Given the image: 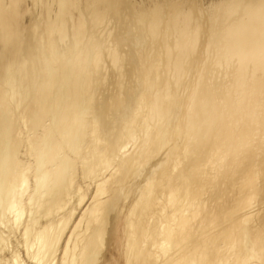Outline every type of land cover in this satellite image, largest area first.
<instances>
[{
	"label": "bare ground",
	"instance_id": "bare-ground-1",
	"mask_svg": "<svg viewBox=\"0 0 264 264\" xmlns=\"http://www.w3.org/2000/svg\"><path fill=\"white\" fill-rule=\"evenodd\" d=\"M38 154L37 263L264 264V0H0V180L24 174L22 199Z\"/></svg>",
	"mask_w": 264,
	"mask_h": 264
},
{
	"label": "rangeland",
	"instance_id": "rangeland-1",
	"mask_svg": "<svg viewBox=\"0 0 264 264\" xmlns=\"http://www.w3.org/2000/svg\"><path fill=\"white\" fill-rule=\"evenodd\" d=\"M210 2H208L207 4H209ZM207 4H206V6H207ZM211 4V3H210ZM208 5L207 7H209V6H211V5ZM166 5H167V3H166ZM165 5V6H166ZM161 7V6H160ZM210 8V7H209ZM208 8V9H209ZM17 94H18V97H21L22 96V93H21V91H20V93L19 92H17ZM91 104L89 103V102H85V106L83 107L84 108V110H83V118H89V117H92L93 116V113L95 112L94 111V108H93V105H91ZM93 108V109H92ZM89 109V110H88ZM92 111V112H91ZM90 113H92V114H90ZM86 114H88V115H86ZM92 115V116H91ZM86 116V117H85ZM29 131V129L28 128H26L25 130H24V137H27L28 136V134H30V133H27L28 131ZM82 132H84V131H82ZM77 134H80V130L77 132ZM76 134V135H77ZM26 135V136H25ZM76 145L74 144V146H75V148L78 150V151H80V149H81V151H80V153H82V151L84 150V142L83 141H81V140H79V138H77L76 137ZM83 145V146H82ZM79 147V148H78ZM74 148V149H75ZM64 153H65V151H64ZM70 152H68V154L67 155H69V156H71V154H69ZM38 158H37V157ZM34 158L36 159L35 161H34V164L36 165L35 167H34V169H35V173H36V176H37V178L36 179H38V177L40 176H42V179L39 177V181L38 180H36L35 181V179L32 181V183H31V189L29 190V192L26 194L27 196H23L24 197V199H22V197H20L18 194H19V192H20V187H21V184H20V182H21V180L24 178V174H22L21 172H15L14 171V174L12 175V177H10V178H12L11 180L9 179L7 182H4V181H2V180H0V192H2V191H5L6 189V192L8 191V197L6 198V199H8V202L6 203V204H8V210H7V212L8 211H10L9 213H6L7 215H9V217L11 216L12 218H14V216H16L13 220H14V223H15V225H17L18 224V226L16 227L15 226V232H14V234H12V233H8L4 228V226H2V223H1V225H0V233H3L4 231V235H5V237H3L2 236V234H0V257H1V259H0V264H4V263H8L9 264V262L11 263V264H16L17 263V261H19V262H21V263H24V264H33L34 262V264H49L48 263V258L50 257V255H49V253H47L45 256H43L44 258L39 262V263H37L36 262V260H33V252L31 251L32 249H33V247H34V245H35V239H37V237L39 238V236L41 237V235H43V234H40V233H42L43 232V230L41 231V229H42V225L45 223V221H48V220H50V219H52L53 218V216H54V214H56V212L55 211H52V210H54L53 208H51V207H53L52 206V197H50V196H47V194H48V191H49V189H50V187H51V181H50V179H49V171H50V169L48 168V165H47V162H45V158H46V156L44 157V154H42V155H40V154H38V155H36ZM44 159V160H43ZM9 160H10V158L8 157H6V160L4 161V166H6V167H8V168H10L11 167V163L9 162ZM39 160V161H38ZM42 160V161H41ZM41 161V162H40ZM38 162V163H37ZM6 163V164H5ZM10 164V165H9ZM44 165V166H43ZM13 168V167H12ZM43 168V169H42ZM47 168V169H46ZM42 170H45V172L44 171H42ZM71 171V170H70ZM38 172V173H37ZM20 173V174H19ZM17 174V175H16ZM40 174V175H39ZM51 174V173H50ZM18 176V177H17ZM23 178H22V177ZM44 176V177H43ZM14 177V178H13ZM19 178H21L20 180H19ZM46 180H45V179ZM41 179V180H40ZM44 179V180H43ZM14 180H15V182H14ZM19 180V181H18ZM43 180V181H42ZM12 181V182H11ZM16 181H17V183H16ZM2 182V183H1ZM14 182V183H13ZM39 182H40V184H39ZM45 182V183H44ZM8 183H12V184H8ZM19 183V184H18ZM43 185H42V184ZM14 184H15V186H14ZM18 184V186L20 185V187H18V186H16ZM36 184H39L38 186L36 185ZM46 186H45V185ZM8 185V186H7ZM2 186V187H1ZM14 186V188H12ZM34 186V187H33ZM41 186V187H40ZM9 189H8V188ZM17 187V188H16ZM36 187H37V189H36ZM12 188V189H11ZM46 189L45 191H44V189ZM17 189V190H16ZM19 189V190H18ZM12 193H11V192ZM16 191V192H15ZM19 191V192H18ZM34 191H36V192H38L37 194H36V192H34ZM39 191H41V192H39ZM11 194H10V193ZM18 192V193H17ZM31 192V193H30ZM34 193V194H33ZM43 193V194H42ZM73 193V191H70V195H69V197L68 198H71L72 196H73V198L72 199H69L68 201V206L66 207V209L67 210H69V208H71L70 206L73 204L74 205V203H75V199H76V197L72 194ZM13 194V195H12ZM28 194H30L31 196H33V198L31 197V200L29 201V196H28ZM36 194V195H35ZM41 194V195H40ZM10 195H12V196H10ZM17 195V196H16ZM40 195V197H38ZM42 195L44 196L45 195V197H43L42 198ZM35 196H37V200H40V201H37L38 203H36L35 201H36V197ZM10 197V198H9ZM17 197H18V199H17ZM19 197H20V199H19ZM15 199V202H13V200ZM41 198V199H40ZM51 198V199H50ZM44 199V200H43ZM49 199V200H48ZM10 200V201H9ZM22 200V201H21ZM23 200H25V201H23ZM34 201V203H33V201ZM43 202H42V201ZM71 200V201H70ZM17 201V202H16ZM19 201H21V203L19 202ZM29 201V202H28ZM74 201V202H73ZM0 202H1V199H0ZM23 202V203H22ZM30 202H32V204L30 203ZM41 204H40V203ZM48 202V203H47ZM11 203V205H9ZM16 203L17 205L15 206L14 204ZM21 205H20V204ZM27 203H29V204H27ZM46 203V204H45ZM36 204H37V206H36ZM39 204H40V206H39ZM43 204H45V206L43 205ZM49 204V205H48ZM13 205V206H12ZM20 206V208H22L23 206V208H25V209H23L22 208V210L26 213H24L22 210H18L17 209V207H19ZM34 205V208L32 207ZM10 206L12 207L11 209H10ZM22 206V207H21ZM26 206V207H25ZM28 206H30V207H32V208H30V207H28ZM47 206V207H46ZM15 208V210L17 211H15L14 210V208ZM38 207V208H37ZM36 208V209H35ZM42 208V209H41ZM44 208V209H43ZM31 209V210H30ZM37 209H39V210H37ZM50 209V210H49ZM64 210V212L65 211H67V210ZM11 210H12V212H11ZM14 210V211H13ZM26 210V211H25ZM37 212H36V211ZM43 210V211H42ZM32 211V212H31ZM42 211V212H41ZM52 211V212H51ZM13 212H15V213H13ZM21 212H22V214H21ZM29 212L31 213V214H29ZM35 212H36V214H38V213H41L40 215H35ZM47 212V213H46ZM14 215H13V214ZM16 213H18V214H16ZM51 213L53 214V215H51ZM11 214V215H10ZM24 214V215H23ZM33 214V215H32ZM47 214H49L48 216H49V218H47L48 216H47ZM19 215V216H18ZM22 215V216H21ZM46 216V218L48 219H46V218H44L45 216ZM23 216H25V217H23ZM28 216V217H27ZM31 216V217H30ZM19 217V219H17ZM24 218V219H23ZM33 218V219H32ZM41 218V219H40ZM45 220H44V219ZM20 219H22V220H20ZM15 220H17V223L15 222ZM25 220V221H24ZM32 220H34V221H32ZM21 223V225L19 224V223ZM22 222H23V225H22ZM25 222V223H24ZM37 222V223H36ZM40 222V223H39ZM30 223V225H28ZM32 223H33V225H34V227L35 228H32L31 227V225H32ZM26 224L28 225L27 226V228H26ZM4 225V224H3ZM38 227H37V226ZM3 227V229H2V227ZM21 226V227H20ZM22 226H23V228H22ZM29 227H30V229H29ZM19 228V229H18ZM21 228V229H20ZM33 230H32V229ZM26 229H29V231H31V232H29L28 230H27V234H26V237L27 238H25V239H23V238H20L21 236L20 235H22V233H24V231L26 230ZM35 229V230H34ZM40 229V230H39ZM2 230H4V231H2ZM18 231V232H17ZM23 231V232H22ZM36 231V232H35ZM41 231V232H40ZM20 232V233H19ZM8 233V234H7ZM29 233V234H28ZM32 233V234H31ZM36 233V234H35ZM38 233V234H37ZM44 233V232H43ZM15 237H14V236ZM31 235V236H30ZM36 237H35V236ZM39 235V236H38ZM11 236V237H10ZM13 236V237H12ZM29 237V238H28ZM32 239H31V238ZM35 237V238H34ZM5 238V239H4ZM6 238H8L9 239V241L11 240V243L9 242V241H7L8 239H6ZM17 239H19V240H17ZM30 239H31V241H30ZM33 239H34V241H33ZM16 242H15V241ZM27 240H29V241H27ZM4 241V242H3ZM20 241V242H19ZM24 241L26 242L27 241V243H24ZM5 242H7V243H5ZM18 242V243H17ZM33 243V245L31 246V244ZM5 243V244H4ZM3 244V245H2ZM9 244V245H8ZM23 244V245H22ZM26 246H25V245ZM11 245H12V249H11ZM28 245H29V247H28ZM1 246H2V249L4 250H2L1 249ZM5 246V247H4ZM7 246V247H6ZM8 246H10L9 248H8ZM23 246V247H22ZM4 247V248H3ZM22 247V248H21ZM28 247V248H27ZM6 248H8V249H6ZM18 250H17V249ZM21 248V249H20ZM26 248V250H23V249H25ZM15 249V250H14ZM30 251H29V250ZM7 250V251H6ZM23 250V251H22ZM3 251V252H2ZM6 251V252H5ZM12 251V252H11ZM19 251V252H18ZM20 251H21V253H20ZM28 251V252H27ZM15 252V253H14ZM25 252H27V253H25ZM6 253H7V255H6ZM13 253V254H12ZM20 253V254H19ZM16 256H15V255ZM26 254H31L30 256H27L26 257ZM2 255H4V256H2ZM11 255H12V257H11ZM14 255V256H13ZM17 255H18V257H17ZM20 255H22V256H20ZM10 256V257H9ZM19 257H22V258H20V259H18ZM26 257V258H25ZM16 258V259H15ZM28 258H29V260H28ZM47 258V260H45L44 261V259H46ZM7 259V260H6ZM9 259V260H8ZM12 259H14L13 261H12ZM23 259V261H21ZM5 261V262H4ZM6 261H8V262H6ZM14 261H16V262H14ZM28 261H29V263H28ZM34 261V262H33ZM2 262V263H1ZM18 262V263H19ZM33 262V263H32ZM20 263V264H21Z\"/></svg>",
	"mask_w": 264,
	"mask_h": 264
}]
</instances>
